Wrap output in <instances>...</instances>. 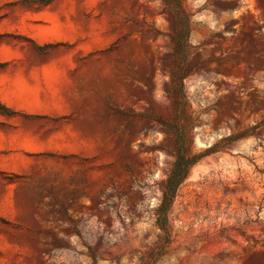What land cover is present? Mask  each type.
<instances>
[{"label": "rangeland", "instance_id": "374dc122", "mask_svg": "<svg viewBox=\"0 0 264 264\" xmlns=\"http://www.w3.org/2000/svg\"><path fill=\"white\" fill-rule=\"evenodd\" d=\"M182 1L185 116L163 0H0V264H264V0Z\"/></svg>", "mask_w": 264, "mask_h": 264}, {"label": "trees", "instance_id": "16d2710c", "mask_svg": "<svg viewBox=\"0 0 264 264\" xmlns=\"http://www.w3.org/2000/svg\"><path fill=\"white\" fill-rule=\"evenodd\" d=\"M171 8L174 9V16L172 18L173 31L171 39L174 45L173 64L170 68V76L172 82H177L179 88L172 93V97L178 104V113L180 116L186 115L187 100L184 91V79L189 74V32H190V17L191 13L186 10L182 0H163ZM10 109V108H7ZM174 129L180 130L182 136L180 149L177 154L174 167L167 179L164 188L163 202L159 207V213L167 215L170 205L175 198L177 189L188 175L190 167L197 161L198 158L191 156L190 146L188 140L185 138V124H172ZM182 126V127H180Z\"/></svg>", "mask_w": 264, "mask_h": 264}]
</instances>
